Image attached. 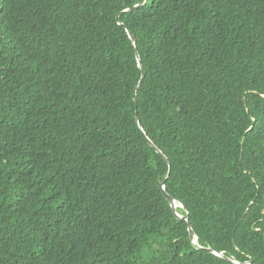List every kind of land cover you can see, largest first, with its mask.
<instances>
[{
	"label": "trees",
	"instance_id": "trees-1",
	"mask_svg": "<svg viewBox=\"0 0 264 264\" xmlns=\"http://www.w3.org/2000/svg\"><path fill=\"white\" fill-rule=\"evenodd\" d=\"M249 261L264 0H0V264Z\"/></svg>",
	"mask_w": 264,
	"mask_h": 264
},
{
	"label": "water",
	"instance_id": "water-1",
	"mask_svg": "<svg viewBox=\"0 0 264 264\" xmlns=\"http://www.w3.org/2000/svg\"><path fill=\"white\" fill-rule=\"evenodd\" d=\"M120 22H122V21H120ZM128 32H129V34H130V37H131L132 41L136 44L135 36L132 34V32H130V30H128ZM137 56H138V60H139V62H140L141 68L143 69V78H144L145 75H146V73H145V71H144V67H143L142 62H141V55H140L139 52H137ZM140 84H141V83H140ZM136 100H137V98H136ZM138 121H139L140 127L142 128V123H141V121H140V119H139V115H138ZM147 139L151 142V144H152L154 147H156V148L158 149V151H159L161 154L165 155L164 152H163L160 148H158V147L156 146V144H155L151 139H149V138H147ZM165 156H166V155H165ZM166 158L169 159L167 156H166ZM167 180H168V179H167ZM167 180L164 182V189H165V190H166ZM166 194H167V197H168L169 201L171 202V204H172L174 210L176 211L178 217H179L180 219H187V220L189 221V222H188V225H189L190 236H191V239H192L193 243L197 245V243H198V237H197L196 233H195L194 230H193L190 216H189V215H183V214H181V213L178 212V208H179V207L185 208L184 204L181 203V202H179L178 200H176V199H175L173 196H171L168 192H166ZM198 248H199V249H202L203 247H202V246H198ZM209 251H210V252H213V253H216L217 255H220V256L224 257L225 259L231 261L230 258H228V257H226L225 255H223V253L216 252V251L213 250V249H209ZM237 264H254V263H253V261H249V262H246V263H239V262H238Z\"/></svg>",
	"mask_w": 264,
	"mask_h": 264
}]
</instances>
